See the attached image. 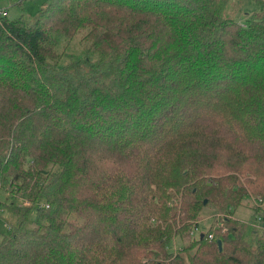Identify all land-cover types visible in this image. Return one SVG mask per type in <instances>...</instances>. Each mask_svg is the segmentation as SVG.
Listing matches in <instances>:
<instances>
[{
    "label": "trees",
    "instance_id": "1",
    "mask_svg": "<svg viewBox=\"0 0 264 264\" xmlns=\"http://www.w3.org/2000/svg\"><path fill=\"white\" fill-rule=\"evenodd\" d=\"M227 1L4 10L0 264H264V8Z\"/></svg>",
    "mask_w": 264,
    "mask_h": 264
},
{
    "label": "rangeland",
    "instance_id": "2",
    "mask_svg": "<svg viewBox=\"0 0 264 264\" xmlns=\"http://www.w3.org/2000/svg\"><path fill=\"white\" fill-rule=\"evenodd\" d=\"M41 1L42 0H0V5L1 7L5 6V8L2 9L6 11V14L9 17L13 18L19 15L20 13H35L38 7L41 5ZM261 8H264V2L261 0H228L222 9V16L234 19L237 22L241 23L245 20L246 17L250 15L252 11H258ZM255 197L256 199H259L257 198V196ZM250 201L251 200H246V198L242 199L241 204L236 207L235 212L233 214L239 218L246 220L247 217H252L253 214H256L257 212H255L253 208L254 205L252 204V201ZM262 204L264 207V201H262ZM7 218H9V215H7L5 210L1 208L0 235L7 233ZM9 219L11 220L12 217L10 216ZM209 223L210 218L200 220L196 226L197 233L205 231Z\"/></svg>",
    "mask_w": 264,
    "mask_h": 264
},
{
    "label": "built area",
    "instance_id": "3",
    "mask_svg": "<svg viewBox=\"0 0 264 264\" xmlns=\"http://www.w3.org/2000/svg\"><path fill=\"white\" fill-rule=\"evenodd\" d=\"M5 14V11L0 7V15H3ZM250 200L255 203V202H258V204H260V201L259 199H255V198H250ZM25 203V202H24ZM26 204V203H25ZM257 204V205H258ZM211 217H216L218 218V215L215 214V215H210L206 218H210L211 220ZM257 217V216H256ZM205 219V218H204ZM203 220V219H202ZM211 222V221H210ZM198 224V223H197ZM210 226V223L209 225ZM253 226L255 227H258L256 224H254ZM212 228H219V233L221 236H224L227 234V228L225 226H223L222 222L221 221H215V223L213 225H211ZM190 234H198L197 231H196V226L190 231ZM207 238L208 239H212L213 238V235H212V231H209L208 234H207ZM218 239V238H217Z\"/></svg>",
    "mask_w": 264,
    "mask_h": 264
},
{
    "label": "water",
    "instance_id": "4",
    "mask_svg": "<svg viewBox=\"0 0 264 264\" xmlns=\"http://www.w3.org/2000/svg\"><path fill=\"white\" fill-rule=\"evenodd\" d=\"M199 237H202V233L199 234ZM215 244L217 246V249L220 250V248H221V240L219 238L215 240Z\"/></svg>",
    "mask_w": 264,
    "mask_h": 264
},
{
    "label": "crops",
    "instance_id": "5",
    "mask_svg": "<svg viewBox=\"0 0 264 264\" xmlns=\"http://www.w3.org/2000/svg\"><path fill=\"white\" fill-rule=\"evenodd\" d=\"M2 4V3H1ZM0 7H1V5H0ZM3 7H5V6H3ZM3 7H1V8H3Z\"/></svg>",
    "mask_w": 264,
    "mask_h": 264
}]
</instances>
